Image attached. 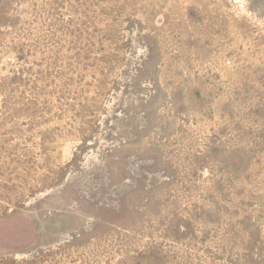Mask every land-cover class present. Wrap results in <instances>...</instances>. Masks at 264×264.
<instances>
[{"label":"rangeland","instance_id":"1","mask_svg":"<svg viewBox=\"0 0 264 264\" xmlns=\"http://www.w3.org/2000/svg\"><path fill=\"white\" fill-rule=\"evenodd\" d=\"M0 264H264V0H0Z\"/></svg>","mask_w":264,"mask_h":264}]
</instances>
